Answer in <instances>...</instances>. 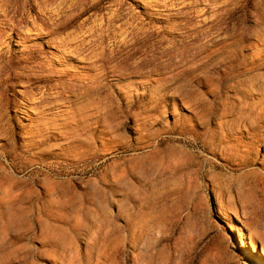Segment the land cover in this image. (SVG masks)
Segmentation results:
<instances>
[{
    "label": "rangeland",
    "instance_id": "obj_1",
    "mask_svg": "<svg viewBox=\"0 0 264 264\" xmlns=\"http://www.w3.org/2000/svg\"><path fill=\"white\" fill-rule=\"evenodd\" d=\"M231 226L263 254L264 0H0V264H250Z\"/></svg>",
    "mask_w": 264,
    "mask_h": 264
},
{
    "label": "bare ground",
    "instance_id": "obj_2",
    "mask_svg": "<svg viewBox=\"0 0 264 264\" xmlns=\"http://www.w3.org/2000/svg\"><path fill=\"white\" fill-rule=\"evenodd\" d=\"M75 54V53H74ZM237 231L234 226H231L230 231L234 233V231H237V239H239V243L241 244V248L244 249L245 253L247 254L248 260H250V264H261L258 260V255L255 256L252 253H250V249L254 252L261 253V255L264 257V248H263V254L261 252V246L258 243L256 239H254L252 236H249V240L246 241V236L244 234V231L242 228L238 229Z\"/></svg>",
    "mask_w": 264,
    "mask_h": 264
},
{
    "label": "trees",
    "instance_id": "obj_3",
    "mask_svg": "<svg viewBox=\"0 0 264 264\" xmlns=\"http://www.w3.org/2000/svg\"><path fill=\"white\" fill-rule=\"evenodd\" d=\"M259 254L261 255V253H259ZM260 258H261L262 260H264V257H263L262 255L260 256Z\"/></svg>",
    "mask_w": 264,
    "mask_h": 264
},
{
    "label": "water",
    "instance_id": "obj_4",
    "mask_svg": "<svg viewBox=\"0 0 264 264\" xmlns=\"http://www.w3.org/2000/svg\"><path fill=\"white\" fill-rule=\"evenodd\" d=\"M258 256H261L260 254H257Z\"/></svg>",
    "mask_w": 264,
    "mask_h": 264
}]
</instances>
